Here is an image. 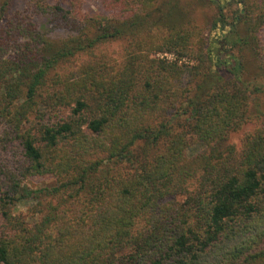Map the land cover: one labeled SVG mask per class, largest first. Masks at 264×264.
Listing matches in <instances>:
<instances>
[{
    "label": "trees",
    "instance_id": "trees-1",
    "mask_svg": "<svg viewBox=\"0 0 264 264\" xmlns=\"http://www.w3.org/2000/svg\"><path fill=\"white\" fill-rule=\"evenodd\" d=\"M14 1L0 6V145L17 149L0 164V264H264V126L229 142L251 116L244 44L264 80V0H230L231 21L216 0L229 28L214 41L167 12L144 24L159 0ZM122 38L120 63L99 52Z\"/></svg>",
    "mask_w": 264,
    "mask_h": 264
},
{
    "label": "rangeland",
    "instance_id": "rangeland-1",
    "mask_svg": "<svg viewBox=\"0 0 264 264\" xmlns=\"http://www.w3.org/2000/svg\"><path fill=\"white\" fill-rule=\"evenodd\" d=\"M4 0H0V6L3 3ZM22 0H15L13 6L16 4L18 5ZM51 2L59 3L62 5H65V0H50ZM160 1V7L158 11H154L152 15L145 18V21H143L144 24H157L161 22V16L167 12L168 14H171L169 17L174 18L176 23L188 24L189 27H193L197 29L202 35L209 36L213 41L214 38L218 35L224 34L226 30L229 28L226 26H221L220 23H217L218 25H213L216 22H219L218 20V3L216 0H159ZM260 1V0H257ZM223 12L226 16V21H231L232 16L234 15V11H236L235 3L230 2V0H224ZM261 2V1H260ZM86 4L91 10V12L94 13H100L102 10H100L98 5V0H86ZM58 37H66L68 34L65 32H56L55 34ZM197 38V37H196ZM216 43V42H215ZM128 46V40L127 38L117 39L113 41L106 42L99 46L98 50L102 54H105L112 62L114 63H120L122 60V55L124 53V48ZM243 48L245 50L242 52L243 58L241 57V61L244 65L245 69V76L249 80L250 89L253 90L252 96L253 101L250 104V121H248L246 124H244L239 130L234 131L230 134L229 142H232L236 144L237 146L240 145L241 139L244 136L246 132L254 130L255 127L264 126V80L261 78H258V63L253 58L250 57L248 48L249 46L244 44ZM259 48H261V53L256 56L257 58H260V56L263 55L264 57V27L261 30L260 33V45ZM234 56L239 55V51L235 50ZM157 56L164 57L168 60H175L176 56L172 53H157ZM79 58H76L72 60L73 63H78ZM193 61L189 60L186 57H181L179 59V63H189L191 64ZM201 149V146L199 144L192 145L189 150L188 154H194L198 152ZM17 152V149L13 150L10 146L6 148H2V145H0V164L9 162L13 157H15V154ZM30 185L33 188H36L38 186L42 185V182L40 180H33L30 182ZM25 206L21 205L19 206V211L21 213H25Z\"/></svg>",
    "mask_w": 264,
    "mask_h": 264
}]
</instances>
